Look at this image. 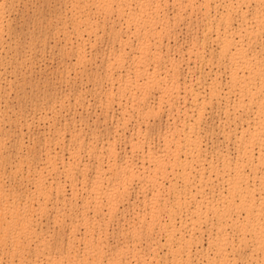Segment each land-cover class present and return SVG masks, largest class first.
<instances>
[{"label": "bare ground", "instance_id": "6f19581e", "mask_svg": "<svg viewBox=\"0 0 264 264\" xmlns=\"http://www.w3.org/2000/svg\"><path fill=\"white\" fill-rule=\"evenodd\" d=\"M0 264H264V0H0Z\"/></svg>", "mask_w": 264, "mask_h": 264}, {"label": "rangeland", "instance_id": "374dc122", "mask_svg": "<svg viewBox=\"0 0 264 264\" xmlns=\"http://www.w3.org/2000/svg\"><path fill=\"white\" fill-rule=\"evenodd\" d=\"M19 9L22 10L21 5L19 6L17 13H15V16H13V19L15 18V22H17V25L22 21L21 11H20ZM18 16H19V17H18ZM16 20H17V21H16ZM19 25H20V24H19ZM182 34H184V30H182V32L180 33V35L182 36L183 39H180V37H181L180 35L178 36V39H179V40H178V45H180V44L183 42V43L180 45V46H182V47H180V46H179V47L182 48V49H184V48L186 47V45H184V44H186V43H185V40H184L185 35H182ZM180 40H181V42H180ZM183 40H184V41H183ZM179 43H180V44H179ZM183 45L185 46L184 48H183ZM52 58H53V57H52ZM49 59H50L51 61H50ZM53 60H54V59H53ZM53 60H52L51 58H47L46 61H48V64H47L46 61H44V63H42L43 60H40V61L38 62V64H39L40 66H39V67L37 66V68H39V70L36 69V72L34 73L36 78H35L34 75H33V78H32V79H34V82H37V81H38L37 79H40V81H38V82L43 81V80H44V79H43V76H45L44 73H47L48 75L46 74V76H49V77H50L51 72H52V75H51L50 78H51V80L54 82V80H55L56 78L53 77V76L56 74V73H55V70H56V67H57V63L55 62L56 60H54V61H53ZM54 62L56 63V65H55ZM49 63H50V64H49ZM38 64H37V65H38ZM52 64H53V65H52ZM43 65H46V66L43 67ZM50 66H51V67H50ZM55 66H56V67H55ZM42 67L45 68V69H44L45 72L42 71V70H43ZM46 67L49 68L50 70L47 69ZM51 68H52L54 71H53ZM38 71H39V73H37ZM46 71H47V72H46ZM48 71H51V72L48 73ZM41 72H42V73H41ZM38 74H40V75L38 76ZM41 74H42V75H41ZM39 77H40V78H39ZM49 77H48V81H49V79H50ZM44 78H45V77H44ZM54 78H55V79H54ZM51 80H50V81H51ZM49 83H51V82H49ZM94 111H95V110H94ZM94 111H92V112H93L92 114H94ZM96 111H97V110H96ZM92 114H91V117L93 118L94 115L92 116ZM214 114H215V113H214ZM214 114H213V115H214ZM216 115H217V118L220 120V119H221V116H220L219 114H216ZM216 115H214V117L211 118L212 121L215 120L214 123H218V121H219L218 119H216V117H215ZM218 116H219V117H218ZM213 119H214V120H213ZM163 120L165 121L166 119H163ZM36 129H37V128H36ZM36 129H33V131L35 130L34 132L32 131V133L35 134V135H37V133H38V132H36ZM37 131L40 132L41 129L38 128ZM35 132H36V133H35ZM40 133H41V132H40Z\"/></svg>", "mask_w": 264, "mask_h": 264}]
</instances>
